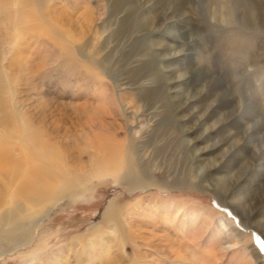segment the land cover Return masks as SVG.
Instances as JSON below:
<instances>
[{
  "label": "rangeland",
  "instance_id": "374dc122",
  "mask_svg": "<svg viewBox=\"0 0 264 264\" xmlns=\"http://www.w3.org/2000/svg\"><path fill=\"white\" fill-rule=\"evenodd\" d=\"M6 2L0 115L14 127L0 123V146L24 142V119L42 134L24 144L51 132L73 172L3 240L0 264H264V202H253L264 194V0H20L18 15ZM168 12L186 44L158 33ZM181 49L192 57H169ZM184 73L191 82L175 83ZM198 75L208 94L179 109ZM226 106L239 115L191 146ZM218 187L235 188L223 199ZM231 199L252 204L258 225Z\"/></svg>",
  "mask_w": 264,
  "mask_h": 264
},
{
  "label": "bare ground",
  "instance_id": "6f19581e",
  "mask_svg": "<svg viewBox=\"0 0 264 264\" xmlns=\"http://www.w3.org/2000/svg\"><path fill=\"white\" fill-rule=\"evenodd\" d=\"M5 1H7L6 4L13 5L14 7L13 13L15 15L16 14L18 15L21 12L19 8L20 0H5ZM37 3L38 5L41 6V8H43V6H45L46 0H37ZM148 6L150 7L151 5H147L146 7ZM51 7H49V12H51L52 9ZM171 13L172 12L166 13L167 15L166 18H164V21L167 23H165V25L164 24L161 25L162 29H160L158 33L162 34L171 43H173L170 44L169 42V44H167L169 48H174L176 46V43L180 45L186 43L180 38V36L168 32L167 27L176 22L174 20L175 17L172 16ZM7 15H8L7 17L9 18L10 14ZM19 22H21V25H26V22L23 20H20ZM42 28L43 26L41 27V29ZM192 55H193L192 52H186L185 50L181 49L178 51H172L169 57L180 61L181 58L192 57ZM193 81H194L193 87L197 90L194 95H188L183 100H181V102H179L177 106L179 109H186V108L189 109L194 107L196 104H199L200 100H203L202 98L206 97L205 95L208 94V92L203 86V80L199 75L198 77H196V80ZM179 82H181L182 84H189V82H191L190 77L184 73L180 75L178 79L175 81V83H179ZM200 87L202 88L200 89ZM172 92L174 93L175 91L173 90ZM225 97L227 98V96ZM225 97L222 98V100L229 102V98L225 99ZM225 109H227V113L229 114L227 118L224 120L221 119L216 123L212 124L211 126H209L208 128H206L201 135L196 137L193 140V142H191V146H196L197 143L212 138L216 131H218L227 122L233 120V118H235L239 112L238 111L239 108L235 109L232 106L230 107L226 106ZM217 110L214 108L212 109V111L210 112L208 111V114L204 115L203 118L208 117L211 119V117H213L214 114L216 115L219 113ZM193 112H196V108L193 110ZM27 120L29 122L31 121L30 118H28ZM0 123L5 128L14 127L11 124L10 118L8 116H5L4 114L0 115ZM44 123H45V117L43 116L38 124L43 125ZM197 125L201 127L200 123H197ZM20 127H22L21 131L19 129L20 133H22V137L20 136L19 139L21 141H24L23 143L21 142L17 146L16 145L0 146V244L4 243L3 240L7 236H13L15 232L24 234L25 233L24 228L30 221L31 219L30 217L32 216L33 211L43 201H47V202L49 201V203H51L50 198L55 193L58 192L57 190H59V187L56 185V183L52 182V179H54L61 172L64 171L73 172V169H71V167H69L68 165H64L63 162L65 159L57 155V152L55 151V146H56L55 138L51 132L45 131L43 133L45 137L44 141L42 140L43 142L38 141L37 144L29 143L28 145H25L28 143V141H30V138L31 140H35L37 139V137H39L42 134L39 132L38 133L34 132L33 137H30L29 123L25 122L24 119L21 120ZM193 132H195L194 128H190L186 131L187 134H192ZM212 146H222V143H215ZM240 147L241 146H231L225 158H229L233 156V154ZM202 153H203L202 150H198V153L196 155L197 161L199 162L203 160L202 158L198 159V156H200V154ZM63 165L65 168H62ZM255 169L256 168L249 169L247 171V174H250V172L253 170L255 171ZM214 170H216V167L209 166L206 169V174L208 178L209 177L212 178V172ZM214 182H215L214 179H212L210 181V185L215 184ZM238 185L239 184L237 183L236 186L238 187ZM234 188H232L231 190L223 191L218 187V189L216 188V190L219 191V194L224 197L223 199H226L227 197L231 196L232 192L234 191ZM253 202H255L256 204L263 203L264 194L259 197H255ZM228 204L230 208L234 209L242 216V218L245 219L246 223H251L250 225L252 226L258 225L255 224V221L260 216V213L254 208H252L251 206L252 204H250L247 200L231 199L228 202ZM112 211L114 210L112 209L107 210V214L109 215V213ZM259 228L262 229V226H260ZM262 231L264 232V229Z\"/></svg>",
  "mask_w": 264,
  "mask_h": 264
}]
</instances>
